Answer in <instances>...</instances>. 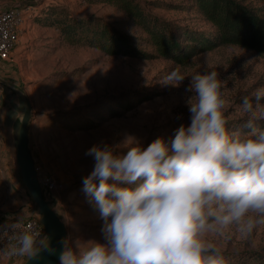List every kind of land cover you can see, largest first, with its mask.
I'll return each mask as SVG.
<instances>
[{
    "label": "rangeland",
    "instance_id": "374dc122",
    "mask_svg": "<svg viewBox=\"0 0 264 264\" xmlns=\"http://www.w3.org/2000/svg\"><path fill=\"white\" fill-rule=\"evenodd\" d=\"M140 1L151 13L177 25L197 31L211 29L190 7V0ZM238 1L264 8V0ZM0 6L24 10L22 49L13 53V61L8 63L31 104L27 134L37 173L53 175L61 182L60 190L54 192L57 204H49L64 223L67 239L73 242L78 238L103 240L99 210L82 191V178L94 167L93 158L85 155L87 150L104 143L119 150L126 138H136L146 147L157 137L173 136L181 123H190L186 101L191 93L185 91L190 77L179 87L164 84V77L177 69L190 76L209 70L211 65L219 74L226 117L233 129L243 123L242 97L264 87V54L238 45H222L179 63L159 57L107 55L94 47L69 44L56 28L36 20L50 7L63 8L72 16L98 18L151 52L143 30L112 4L0 0ZM3 92L0 87V94ZM17 107L20 119L16 135L6 134L0 124V225L19 217L22 210L25 217L39 215L26 194L16 162L15 140L25 101L19 100ZM210 239L223 249L225 264H257L264 259V226L248 237L233 231L224 238ZM0 264L6 261L0 260Z\"/></svg>",
    "mask_w": 264,
    "mask_h": 264
},
{
    "label": "clouds",
    "instance_id": "9594fccd",
    "mask_svg": "<svg viewBox=\"0 0 264 264\" xmlns=\"http://www.w3.org/2000/svg\"><path fill=\"white\" fill-rule=\"evenodd\" d=\"M186 77L190 123L173 136L87 150L94 167L82 191L99 210L103 240L62 239L60 264H225L210 237L264 226V87L242 97L243 123L233 129L218 72L177 69L162 82L179 87ZM0 242V252L26 264L55 252L24 215L0 225Z\"/></svg>",
    "mask_w": 264,
    "mask_h": 264
},
{
    "label": "trees",
    "instance_id": "16d2710c",
    "mask_svg": "<svg viewBox=\"0 0 264 264\" xmlns=\"http://www.w3.org/2000/svg\"><path fill=\"white\" fill-rule=\"evenodd\" d=\"M86 1L108 3L121 9L146 34L144 42L152 48L151 52L142 50L132 36L110 24L98 18L72 16L63 8L50 7L36 20L56 28L69 44L94 47L107 55L159 57L179 63L222 45H238L264 54V8H253L238 0H190V7L211 25L208 31L185 28L162 19L140 0ZM26 194L36 206L27 190ZM257 264H264V259Z\"/></svg>",
    "mask_w": 264,
    "mask_h": 264
},
{
    "label": "water",
    "instance_id": "95a60500",
    "mask_svg": "<svg viewBox=\"0 0 264 264\" xmlns=\"http://www.w3.org/2000/svg\"><path fill=\"white\" fill-rule=\"evenodd\" d=\"M16 92L22 97L26 104L15 140L16 162L19 167L22 182L38 209L40 221L45 229V233L49 237L52 248L55 249L54 253L50 254L49 252H43L35 261L27 262V264H59V254L62 251L60 241L67 238L66 228L58 214L52 209L43 196L35 169V163L28 145L27 125L31 112V104L25 93L19 90H16ZM22 264H26L25 259Z\"/></svg>",
    "mask_w": 264,
    "mask_h": 264
},
{
    "label": "built area",
    "instance_id": "2783aa9c",
    "mask_svg": "<svg viewBox=\"0 0 264 264\" xmlns=\"http://www.w3.org/2000/svg\"><path fill=\"white\" fill-rule=\"evenodd\" d=\"M23 11L24 10L18 7L0 9V60L2 61H13V51L18 43L17 29L23 22ZM35 169L37 173V168L35 167ZM37 177L47 202L57 204V201L55 202L57 199L54 196V192L60 190L62 185L61 182L50 174L41 176L37 173ZM51 204L49 205L52 206ZM36 213L28 214L26 221L27 223L35 224L38 228L42 229V233L46 235L45 229L40 221V216ZM4 246L5 242H0V249H3ZM0 260L6 261V264H22L24 258L8 257L0 252Z\"/></svg>",
    "mask_w": 264,
    "mask_h": 264
},
{
    "label": "crops",
    "instance_id": "0c3cea01",
    "mask_svg": "<svg viewBox=\"0 0 264 264\" xmlns=\"http://www.w3.org/2000/svg\"><path fill=\"white\" fill-rule=\"evenodd\" d=\"M3 8H5V6H0V9ZM24 29L25 28L22 24L17 29L18 43L13 51L15 54L22 49L23 38L25 35V31H23ZM0 87L2 91H4L0 94L2 113L0 124L6 134L14 137V135H16L17 121L20 119L17 105L19 104V100L22 99L16 90L23 91L19 88L18 79L16 78L11 63L2 60H0ZM53 209L55 210L54 207ZM19 215H25L23 210Z\"/></svg>",
    "mask_w": 264,
    "mask_h": 264
}]
</instances>
